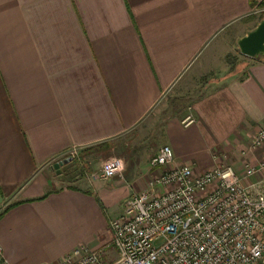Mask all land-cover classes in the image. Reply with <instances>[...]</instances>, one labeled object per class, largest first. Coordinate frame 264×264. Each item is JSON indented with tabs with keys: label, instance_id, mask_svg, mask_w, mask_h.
I'll return each mask as SVG.
<instances>
[{
	"label": "crops",
	"instance_id": "obj_1",
	"mask_svg": "<svg viewBox=\"0 0 264 264\" xmlns=\"http://www.w3.org/2000/svg\"><path fill=\"white\" fill-rule=\"evenodd\" d=\"M263 1L0 0V245L8 264H60L79 246L107 249L110 220L146 188L160 147L141 156L147 121L210 42L231 29L224 42L247 34ZM218 51L195 73L223 57ZM245 57L242 69L205 82L194 123L175 117L168 125L164 144L176 165L203 172L242 161L264 124V55ZM133 132L114 177L89 172L61 183L54 164L71 150L87 158L95 146H126ZM255 152L260 158L264 146Z\"/></svg>",
	"mask_w": 264,
	"mask_h": 264
},
{
	"label": "built area",
	"instance_id": "obj_2",
	"mask_svg": "<svg viewBox=\"0 0 264 264\" xmlns=\"http://www.w3.org/2000/svg\"><path fill=\"white\" fill-rule=\"evenodd\" d=\"M194 122L192 116L183 121ZM251 139L249 150L264 146V125ZM174 162L173 147L161 146L150 160L154 178L110 220L107 247L115 246L119 254L110 264H264V156L241 164V170L221 162L197 172ZM121 169L123 160L111 158L100 178ZM101 253L79 246L60 262L107 264ZM0 264H8L1 245Z\"/></svg>",
	"mask_w": 264,
	"mask_h": 264
},
{
	"label": "rangeland",
	"instance_id": "obj_3",
	"mask_svg": "<svg viewBox=\"0 0 264 264\" xmlns=\"http://www.w3.org/2000/svg\"><path fill=\"white\" fill-rule=\"evenodd\" d=\"M263 19L264 4H260L258 9L255 10V13L248 18L249 25L246 33L248 34L250 31L254 30L259 22H261ZM232 30L233 29L224 32L223 34L218 36V38L216 37V40H214L212 43L210 42L207 45L205 50H203L205 53L202 57H200L197 63H194L195 65L193 69L183 77L181 82L177 85L176 89L173 90L170 95L168 94L165 97L163 102L158 106L157 111H155L154 115L150 117L149 121H147L145 126L146 130L149 131L147 135L148 140L145 142V145L142 148L141 156L146 155V153L155 151L158 146L161 147L165 145L164 143L167 142V139L169 137L168 131L166 129L175 117H178L182 124L185 125L183 123L184 119H186V117L188 116L193 115V102H195L198 97H200L207 91V88L206 86H204V84L208 79L212 77L211 75L217 74L223 68L225 70L227 69V71L225 72L234 73L235 71L242 69L244 64L249 60L238 49L239 46L237 41H234L233 39H229L226 42H224L225 40L223 41V37L227 36L229 33L231 34ZM210 50L214 52L219 50L218 52H221V54H223V57H217V60H215V57L210 58L211 62L209 64L211 65L200 74H198V72L195 73V70L199 66V63H201L204 55L207 52H210ZM192 117L194 118V116ZM263 125L264 124H261L260 128H262ZM135 134L136 133L133 132L132 135L126 136L129 139V142L126 143V146H121L118 143L119 146L117 149L116 146L113 150L111 148L112 146L109 148L104 147V145L95 146V148L90 149L93 151V153L87 158H84V155L86 154L85 152L80 153L78 151L73 157H70L72 160L71 162H69V164H65L60 167L62 178L61 183H68L69 180L73 179L75 176L83 177L85 175H89L87 174L89 172L93 177L100 178L99 170H101L103 164L106 161L114 157L121 158L119 157L120 154L132 151L131 145L135 142ZM250 143L251 141L249 142L247 149H245L246 154H243V152L241 154L242 161L240 162V164H233V166L235 167L239 166L240 170L242 168L241 164H245L247 162H257L264 156L263 155L260 158H257V156H255V151H257L260 147L255 150H249ZM160 147L157 149L156 153L158 152ZM222 163L232 164L228 159H226V161H222ZM147 169L148 185L149 181L154 178L157 172L151 167L150 164H148ZM98 251L102 252L101 254L103 257V261L107 264L113 262L118 258L119 255L118 250L117 248H115V246L107 247V249H105L104 251Z\"/></svg>",
	"mask_w": 264,
	"mask_h": 264
},
{
	"label": "water",
	"instance_id": "obj_4",
	"mask_svg": "<svg viewBox=\"0 0 264 264\" xmlns=\"http://www.w3.org/2000/svg\"><path fill=\"white\" fill-rule=\"evenodd\" d=\"M239 50L242 54L255 57L264 54V19L259 22L257 27L248 34L242 36L238 41ZM72 159L67 158L54 164L56 169L69 163Z\"/></svg>",
	"mask_w": 264,
	"mask_h": 264
},
{
	"label": "trees",
	"instance_id": "obj_5",
	"mask_svg": "<svg viewBox=\"0 0 264 264\" xmlns=\"http://www.w3.org/2000/svg\"><path fill=\"white\" fill-rule=\"evenodd\" d=\"M261 4H264V1Z\"/></svg>",
	"mask_w": 264,
	"mask_h": 264
}]
</instances>
